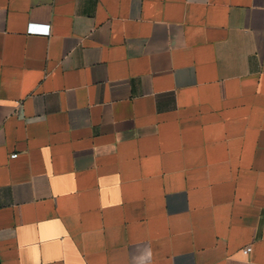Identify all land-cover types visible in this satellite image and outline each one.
<instances>
[{
  "label": "crops",
  "instance_id": "crops-1",
  "mask_svg": "<svg viewBox=\"0 0 264 264\" xmlns=\"http://www.w3.org/2000/svg\"><path fill=\"white\" fill-rule=\"evenodd\" d=\"M149 249L264 264V0H0V264Z\"/></svg>",
  "mask_w": 264,
  "mask_h": 264
},
{
  "label": "built area",
  "instance_id": "built-area-1",
  "mask_svg": "<svg viewBox=\"0 0 264 264\" xmlns=\"http://www.w3.org/2000/svg\"><path fill=\"white\" fill-rule=\"evenodd\" d=\"M28 32H34V33H49L50 32V25H37L35 23H30L28 27ZM252 250L251 246H248L244 249L245 253H249Z\"/></svg>",
  "mask_w": 264,
  "mask_h": 264
},
{
  "label": "clouds",
  "instance_id": "clouds-1",
  "mask_svg": "<svg viewBox=\"0 0 264 264\" xmlns=\"http://www.w3.org/2000/svg\"><path fill=\"white\" fill-rule=\"evenodd\" d=\"M152 256L151 250H146V252L144 254H142L141 256L137 257L138 260V264H146L147 260H150Z\"/></svg>",
  "mask_w": 264,
  "mask_h": 264
}]
</instances>
